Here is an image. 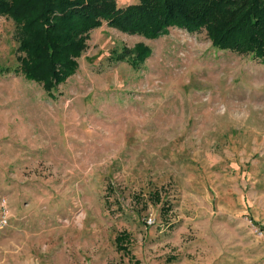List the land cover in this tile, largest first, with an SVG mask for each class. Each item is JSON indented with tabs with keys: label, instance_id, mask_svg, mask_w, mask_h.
I'll use <instances>...</instances> for the list:
<instances>
[{
	"label": "rangeland",
	"instance_id": "rangeland-1",
	"mask_svg": "<svg viewBox=\"0 0 264 264\" xmlns=\"http://www.w3.org/2000/svg\"><path fill=\"white\" fill-rule=\"evenodd\" d=\"M17 45L0 15L1 67ZM2 210L0 264H264V59L103 22L53 96L0 72Z\"/></svg>",
	"mask_w": 264,
	"mask_h": 264
},
{
	"label": "trees",
	"instance_id": "trees-1",
	"mask_svg": "<svg viewBox=\"0 0 264 264\" xmlns=\"http://www.w3.org/2000/svg\"><path fill=\"white\" fill-rule=\"evenodd\" d=\"M0 15L11 19L17 40V64L0 72L21 75L53 92L73 75L92 29L102 25L154 39L176 27L204 30L211 45L264 59V0H138L118 7L115 0H0ZM149 47L113 50L111 59L137 68ZM127 233L116 236L127 251Z\"/></svg>",
	"mask_w": 264,
	"mask_h": 264
},
{
	"label": "built area",
	"instance_id": "built-area-1",
	"mask_svg": "<svg viewBox=\"0 0 264 264\" xmlns=\"http://www.w3.org/2000/svg\"><path fill=\"white\" fill-rule=\"evenodd\" d=\"M2 205L5 206L4 199H2ZM7 217L8 216H7L6 211L2 210L1 213H0V229H2L4 226L7 225ZM152 221H153V219L151 217H149L148 222L151 223ZM259 233L261 234L262 232L260 231Z\"/></svg>",
	"mask_w": 264,
	"mask_h": 264
}]
</instances>
